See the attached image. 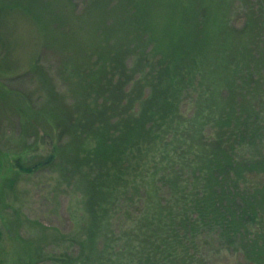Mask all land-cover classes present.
Returning <instances> with one entry per match:
<instances>
[{
  "label": "rangeland",
  "instance_id": "rangeland-1",
  "mask_svg": "<svg viewBox=\"0 0 264 264\" xmlns=\"http://www.w3.org/2000/svg\"><path fill=\"white\" fill-rule=\"evenodd\" d=\"M0 4L4 7L0 11L1 76L10 71L12 76L0 81V264H35L38 259L37 264H49L51 258L80 250L76 241L84 239L89 219L83 204L85 189L78 185L79 176L72 168L82 141L73 139L68 127L80 121L83 103H94L90 107L95 113L105 112L102 100L78 99L82 92L86 94L79 75L89 66V73L109 70L115 47L127 75L144 51L152 59L153 43L170 52L187 20L200 22L202 35L196 44L208 42L210 53L208 59L201 58L193 81L208 87L204 103L214 107L218 119L237 116L240 108L248 112L247 130L255 137H246L239 153L264 157V0H0ZM125 31L133 33L129 36ZM127 45L135 49L133 54ZM199 45H193L195 50ZM108 46H114L113 51ZM244 46L250 53L248 66L256 72L239 81L244 72L236 59ZM77 67L78 72H71ZM116 94L117 99L121 93ZM116 102L115 111H106L105 119L99 112H87L93 123H88V131L105 128L109 136L120 135L116 125L124 108ZM121 103L125 105L124 100ZM180 110L192 118L196 105L187 101ZM203 131L201 136L207 139L214 133L211 126ZM251 178L264 187V172ZM111 214L108 228L96 239L98 253L108 232L115 231L119 237L122 230L109 248L119 254L125 243L121 235L132 228L125 218L119 219L121 213ZM211 243L205 245L211 246L209 264H251L229 245L219 247L213 239ZM120 260L119 264L126 263L125 257Z\"/></svg>",
  "mask_w": 264,
  "mask_h": 264
},
{
  "label": "trees",
  "instance_id": "trees-1",
  "mask_svg": "<svg viewBox=\"0 0 264 264\" xmlns=\"http://www.w3.org/2000/svg\"><path fill=\"white\" fill-rule=\"evenodd\" d=\"M3 8L0 4V11ZM192 22H183L184 32L177 43H171L170 52L153 43L152 59L144 51L133 60L127 75L118 47L114 56L111 53V65H102L109 70L105 67L89 73V66L79 75L86 94L82 92L78 99L102 100L105 112H98L104 119L106 111H115L112 108L119 101L124 113H118L116 128L121 133L115 137L105 128L88 131V123H93L87 112H93L95 108L90 106L94 103L81 104L83 117L68 131L73 139L82 141L72 171L79 176L80 188L85 189L83 204L89 221L84 239L76 241L78 253L51 258L49 264H119L121 257L126 258L125 264H209L211 246L205 245H212L211 239L219 247L229 245L232 251L244 254L251 264H264V187L250 179L264 172V157L239 153L244 139L255 137L247 130L248 112L240 108L237 116L218 119L214 107L205 106L209 89L199 81L195 85L193 77L210 52L208 42L196 44L203 26ZM125 32L129 36L133 33ZM141 36L147 39L145 34ZM193 45L201 47L195 50ZM108 48L113 51L114 46ZM245 49L236 59L244 72L239 81L256 72L248 66L250 53ZM127 50L133 54L135 49L127 45ZM2 70L0 81L12 78L11 71L1 76ZM78 71L77 67L71 72ZM144 88L148 90L145 94ZM116 93L123 99L121 95L116 99ZM187 101L196 105L192 118L180 110ZM210 126L214 133L209 139L201 136ZM140 191H144L141 196ZM115 210L132 228L121 235L125 243L119 254L110 249L122 230L119 237L115 231L108 232L98 253L96 239L108 228Z\"/></svg>",
  "mask_w": 264,
  "mask_h": 264
}]
</instances>
